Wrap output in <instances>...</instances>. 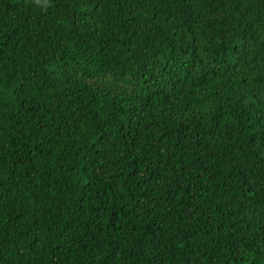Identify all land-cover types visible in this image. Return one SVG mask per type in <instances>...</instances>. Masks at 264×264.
I'll list each match as a JSON object with an SVG mask.
<instances>
[{"label":"trees","instance_id":"trees-1","mask_svg":"<svg viewBox=\"0 0 264 264\" xmlns=\"http://www.w3.org/2000/svg\"><path fill=\"white\" fill-rule=\"evenodd\" d=\"M0 264H264V0H0Z\"/></svg>","mask_w":264,"mask_h":264}]
</instances>
